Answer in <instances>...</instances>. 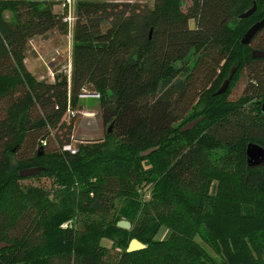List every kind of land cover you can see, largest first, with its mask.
<instances>
[{
    "label": "trees",
    "instance_id": "16d2710c",
    "mask_svg": "<svg viewBox=\"0 0 264 264\" xmlns=\"http://www.w3.org/2000/svg\"><path fill=\"white\" fill-rule=\"evenodd\" d=\"M74 7L70 28L50 0H0V242L10 244L0 264H264V166H247L248 145L264 147V57H252L264 52V27L242 44L264 0ZM55 29H72L71 73L38 80L25 65L28 43ZM84 94L99 95L111 131L72 154L67 119ZM217 150L226 153L215 162ZM28 168H43L34 177L51 189L23 186ZM76 211L86 220L61 229ZM164 228L169 236L156 240ZM102 237L115 249L100 247ZM134 239L146 249L128 252Z\"/></svg>",
    "mask_w": 264,
    "mask_h": 264
},
{
    "label": "rangeland",
    "instance_id": "374dc122",
    "mask_svg": "<svg viewBox=\"0 0 264 264\" xmlns=\"http://www.w3.org/2000/svg\"><path fill=\"white\" fill-rule=\"evenodd\" d=\"M50 2L53 3V10L55 13H67V10L62 8L60 0H50ZM72 9L73 17H75V7ZM5 16L9 19L10 13L6 12ZM190 25L193 27L194 22L192 21ZM71 30L67 34L62 33L57 29L51 30L45 35L36 36L29 41L25 65L38 80L53 82L55 74L59 72L67 73L70 76L73 52V36ZM236 72L237 69L234 70V75ZM246 84L247 75L244 72L239 81L233 86L230 99H238L242 95ZM71 111L75 113V115L72 114V117H75V119H67V122H72L74 126L72 143L75 148L81 143L102 142L105 139L107 130L110 126L104 125L103 123L98 99H80L77 106ZM29 152V148L26 150L21 148L18 151V156H22L24 153L28 154ZM224 153H226L224 150L215 151V155L213 156L214 161L218 162L219 158ZM15 157H17V155H15ZM15 157H12V162H16ZM21 184L23 186H39L47 190L51 189V180L42 176L39 179L35 177L23 178ZM124 204V199L121 198L120 202L117 204V209L114 212V221L118 218L120 210L123 208ZM111 216L113 217V214ZM86 217V213H77L73 219L62 224L61 229L70 230V228H77L81 222L86 220ZM168 236L169 230L168 228H164L156 236V240L166 239ZM98 244L104 249H115L114 242L106 237L100 238Z\"/></svg>",
    "mask_w": 264,
    "mask_h": 264
},
{
    "label": "water",
    "instance_id": "95a60500",
    "mask_svg": "<svg viewBox=\"0 0 264 264\" xmlns=\"http://www.w3.org/2000/svg\"><path fill=\"white\" fill-rule=\"evenodd\" d=\"M257 10V6L255 5L251 10H249L246 14L242 15V18H248L252 16ZM264 27V19L258 23H256L254 26H252L249 31L245 34L244 38L242 39V44L244 45H249L252 41V39L255 37V35ZM252 57L254 59L257 58H263L264 57V52L263 51H258L255 50L252 53ZM234 74V72H233ZM232 74V76H233ZM230 79L226 80L223 84V86L220 88V90L217 92V94H224L229 88ZM263 110H264V104H263ZM202 121V118L190 123L188 126H186L183 131H189L192 130L196 127L198 123ZM111 131V128H109ZM247 158H248V164L250 166H256L257 164H262L264 163V148L260 145L250 143L247 147ZM254 159H257V161H254ZM43 171V168H28L20 171V176L22 178H28V177H34L36 175H39ZM118 227L125 229V230H130L131 229V223L128 221H120L118 223ZM10 244L5 243V242H0V251L9 247ZM146 249V245L141 243L140 241L134 239L129 245L128 252H135V251H140Z\"/></svg>",
    "mask_w": 264,
    "mask_h": 264
},
{
    "label": "built area",
    "instance_id": "2783aa9c",
    "mask_svg": "<svg viewBox=\"0 0 264 264\" xmlns=\"http://www.w3.org/2000/svg\"><path fill=\"white\" fill-rule=\"evenodd\" d=\"M62 4V8L66 9L68 11L67 16L65 17L64 21L68 22L70 28L73 25V21L75 20V17H73V12L72 8H74V5L80 1V0H60ZM81 98H99L98 94H84L81 96ZM73 115L75 113L71 112ZM64 151L70 152L72 154H76L78 152L77 148H75L72 144L71 145H66L64 147Z\"/></svg>",
    "mask_w": 264,
    "mask_h": 264
},
{
    "label": "flooded vegetation",
    "instance_id": "af4514ba",
    "mask_svg": "<svg viewBox=\"0 0 264 264\" xmlns=\"http://www.w3.org/2000/svg\"><path fill=\"white\" fill-rule=\"evenodd\" d=\"M258 145V144H257ZM264 148V147H263ZM254 161H257V159H254ZM247 163H248V159H247ZM247 166L249 167V168H255V167H260V166H264V163H262V164H257L256 166H250L249 164H247Z\"/></svg>",
    "mask_w": 264,
    "mask_h": 264
},
{
    "label": "bare ground",
    "instance_id": "6f19581e",
    "mask_svg": "<svg viewBox=\"0 0 264 264\" xmlns=\"http://www.w3.org/2000/svg\"><path fill=\"white\" fill-rule=\"evenodd\" d=\"M72 111H69V115H70V117H72V113H71ZM75 115V114H74Z\"/></svg>",
    "mask_w": 264,
    "mask_h": 264
}]
</instances>
